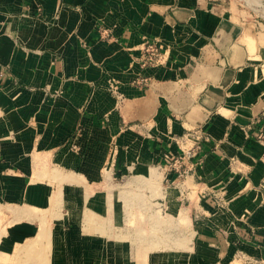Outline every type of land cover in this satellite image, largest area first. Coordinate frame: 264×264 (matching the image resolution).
Instances as JSON below:
<instances>
[{
	"label": "crops",
	"instance_id": "crops-1",
	"mask_svg": "<svg viewBox=\"0 0 264 264\" xmlns=\"http://www.w3.org/2000/svg\"><path fill=\"white\" fill-rule=\"evenodd\" d=\"M199 1L0 0V264H264V28Z\"/></svg>",
	"mask_w": 264,
	"mask_h": 264
},
{
	"label": "rangeland",
	"instance_id": "rangeland-1",
	"mask_svg": "<svg viewBox=\"0 0 264 264\" xmlns=\"http://www.w3.org/2000/svg\"><path fill=\"white\" fill-rule=\"evenodd\" d=\"M199 3L204 5L200 10L207 13L212 12L227 18L235 17L237 21H252L255 26L264 28V0H200ZM23 253L32 258V263L28 264H46V247H42L37 241L26 244Z\"/></svg>",
	"mask_w": 264,
	"mask_h": 264
},
{
	"label": "built area",
	"instance_id": "built-area-1",
	"mask_svg": "<svg viewBox=\"0 0 264 264\" xmlns=\"http://www.w3.org/2000/svg\"><path fill=\"white\" fill-rule=\"evenodd\" d=\"M145 51L148 53L147 54L148 56L145 58V60L152 62L154 60L153 56H155L156 53L158 52L157 47L155 46V44L150 42L147 44ZM107 82L109 89L113 92H116L117 87L115 81L111 78H108ZM69 147L73 151H77L79 149V146L75 141L71 142ZM187 154L190 156L191 152H187ZM181 159H182L181 157L173 158L172 161L169 163L170 168L176 171L177 177H181L187 173V169H180L179 167L178 161ZM240 257H244V254H241ZM244 261L246 264H255L254 262L248 259H244Z\"/></svg>",
	"mask_w": 264,
	"mask_h": 264
},
{
	"label": "bare ground",
	"instance_id": "bare-ground-1",
	"mask_svg": "<svg viewBox=\"0 0 264 264\" xmlns=\"http://www.w3.org/2000/svg\"><path fill=\"white\" fill-rule=\"evenodd\" d=\"M40 234V233H39ZM46 256V255H45ZM46 258H47V256L45 257V259H44V262H46Z\"/></svg>",
	"mask_w": 264,
	"mask_h": 264
}]
</instances>
